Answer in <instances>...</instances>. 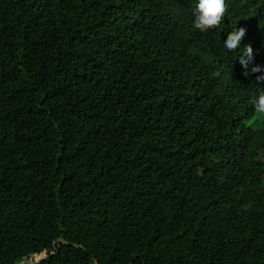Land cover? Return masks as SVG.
Listing matches in <instances>:
<instances>
[{"label": "trees", "instance_id": "1", "mask_svg": "<svg viewBox=\"0 0 264 264\" xmlns=\"http://www.w3.org/2000/svg\"><path fill=\"white\" fill-rule=\"evenodd\" d=\"M196 3L0 0V264H264V0Z\"/></svg>", "mask_w": 264, "mask_h": 264}, {"label": "clouds", "instance_id": "2", "mask_svg": "<svg viewBox=\"0 0 264 264\" xmlns=\"http://www.w3.org/2000/svg\"><path fill=\"white\" fill-rule=\"evenodd\" d=\"M227 11V0H197L192 12L194 17L192 28L201 33L217 28L224 21ZM246 31L244 27L233 29L227 35L226 41H224V48L229 52L237 50L242 38L246 35ZM238 61L244 69L245 76L264 71V67L262 66H253L251 72H249V66L254 64L253 49L250 45L245 46ZM257 79L261 78L257 77ZM252 103L257 113L264 114V89L259 90Z\"/></svg>", "mask_w": 264, "mask_h": 264}, {"label": "water", "instance_id": "3", "mask_svg": "<svg viewBox=\"0 0 264 264\" xmlns=\"http://www.w3.org/2000/svg\"><path fill=\"white\" fill-rule=\"evenodd\" d=\"M44 256H40L38 258H36L35 260H33L32 262H36V261H39L40 259H42Z\"/></svg>", "mask_w": 264, "mask_h": 264}, {"label": "rangeland", "instance_id": "4", "mask_svg": "<svg viewBox=\"0 0 264 264\" xmlns=\"http://www.w3.org/2000/svg\"><path fill=\"white\" fill-rule=\"evenodd\" d=\"M42 255H43V252H42L40 255L36 256V258H38V257H40V256H42Z\"/></svg>", "mask_w": 264, "mask_h": 264}]
</instances>
